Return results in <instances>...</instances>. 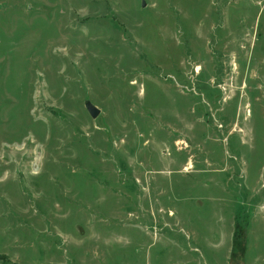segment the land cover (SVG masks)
Here are the masks:
<instances>
[{
  "label": "rangeland",
  "instance_id": "1",
  "mask_svg": "<svg viewBox=\"0 0 264 264\" xmlns=\"http://www.w3.org/2000/svg\"><path fill=\"white\" fill-rule=\"evenodd\" d=\"M239 262L264 264V0H0V264Z\"/></svg>",
  "mask_w": 264,
  "mask_h": 264
},
{
  "label": "water",
  "instance_id": "2",
  "mask_svg": "<svg viewBox=\"0 0 264 264\" xmlns=\"http://www.w3.org/2000/svg\"><path fill=\"white\" fill-rule=\"evenodd\" d=\"M146 5V2H144V6ZM86 105V109L88 111H90L91 115L94 117V118H97L99 116V114L101 113L100 109L92 102L91 99H88L85 103ZM233 264H245V263H233Z\"/></svg>",
  "mask_w": 264,
  "mask_h": 264
}]
</instances>
